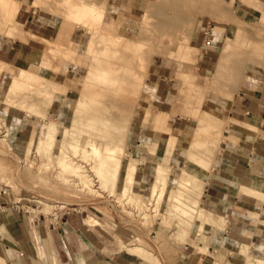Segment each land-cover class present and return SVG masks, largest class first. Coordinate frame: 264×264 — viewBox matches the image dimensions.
<instances>
[{
    "label": "rangeland",
    "instance_id": "rangeland-1",
    "mask_svg": "<svg viewBox=\"0 0 264 264\" xmlns=\"http://www.w3.org/2000/svg\"><path fill=\"white\" fill-rule=\"evenodd\" d=\"M6 1L9 4L0 1V241L7 236L14 245L13 224L15 232L35 236L22 248L32 256L31 264H55L46 231L60 229L67 216L76 214L104 246L137 264L153 263L134 254L132 247L143 248L160 264H258L253 257L264 259L263 252L246 246L240 250L219 237L221 219L206 208L202 196L201 205L221 224H204L201 230L195 221L185 232L169 212L170 203L164 197L157 203L160 184L154 193L147 191L156 167L165 172L168 187H175L182 169L199 173L186 159L187 153L203 154L211 164L234 139L228 118L232 95L249 73L264 72V0ZM82 3L100 10L101 19L92 24L88 21L93 20L79 19L71 6ZM215 26L225 30L215 34L216 45L209 48ZM202 27L203 34L198 33ZM19 40L35 50L15 57L20 44L25 45ZM50 48L56 52L51 54ZM95 58L111 69L118 67L116 77L112 75L118 80L114 86L98 84L87 71ZM22 69L32 77L20 75L8 85ZM124 78L121 88L118 82ZM52 87L66 91L53 92ZM40 89L51 94L46 116L58 129L51 153L34 144L43 136L42 121L30 110ZM86 90L93 96L86 108L92 113L100 110L101 117L111 121L71 120L78 95ZM102 108L108 112L102 113ZM175 121L186 126L179 141L170 133ZM79 131L87 139L100 133L101 149L107 145L118 150L115 154L123 157L121 175L128 159L136 160L133 191L142 202L130 199V185L121 179L112 188L98 184L88 162L91 152L84 158L79 149L65 143ZM57 156L80 164L93 180V191L74 185L70 180L76 177L60 170ZM170 194L167 190L165 198ZM10 258L9 263L0 256V264H30Z\"/></svg>",
    "mask_w": 264,
    "mask_h": 264
},
{
    "label": "crops",
    "instance_id": "crops-1",
    "mask_svg": "<svg viewBox=\"0 0 264 264\" xmlns=\"http://www.w3.org/2000/svg\"><path fill=\"white\" fill-rule=\"evenodd\" d=\"M238 7L243 12L247 11L243 4ZM203 29L206 28H200L198 33L203 34ZM224 30L225 27H213L208 37L209 48L216 45L215 34ZM20 42L25 45L20 44L21 49L13 53L15 57H23L35 50L28 42ZM232 97L228 118L233 123L235 133L231 137L235 140H229L221 156L214 157L209 170L195 165L199 172L195 175L205 182L202 200L206 208L220 217L223 224L219 237L238 245L240 250L246 246L249 250L252 248L255 252L264 253V72L245 76ZM185 127L184 122L175 121L170 133L179 141L186 134ZM243 188L255 189L262 195L246 194ZM14 227L12 224L10 228L14 231V245L7 242V236H2L0 250L6 253L0 256L9 263L10 256H13L31 264L32 256L22 248L35 236L30 232L25 234L23 230L15 232ZM46 234L47 237H40L44 242L47 238L55 264H137L133 258L104 246L103 240L86 227L80 215L70 214L60 229L50 228Z\"/></svg>",
    "mask_w": 264,
    "mask_h": 264
},
{
    "label": "bare ground",
    "instance_id": "bare-ground-1",
    "mask_svg": "<svg viewBox=\"0 0 264 264\" xmlns=\"http://www.w3.org/2000/svg\"><path fill=\"white\" fill-rule=\"evenodd\" d=\"M2 2H3V4L7 3L6 0H4V1L2 0ZM7 4H9V3H7ZM71 8H72L73 13L79 19L93 20L91 23H90V21H88L89 22L88 24H92L93 22H95L94 21L95 19L103 16V14L101 13L100 10L88 6V5H86V3L76 4V5L71 6ZM13 9L14 8L12 7V10ZM12 14H15V13L12 12ZM9 20H12L11 17ZM86 23H87V21H86ZM94 25H96V24H94ZM104 25L106 26L107 24L104 22ZM93 29H94V26H93ZM99 31L100 30L98 29L97 32H99ZM102 35H104L103 31H102ZM116 38H118V36ZM108 40L115 44V41H112V39L111 40L107 39V41ZM116 40H119V39H116ZM100 43H102V42L100 41ZM113 43H110V44H113ZM104 47H105V43H104ZM108 47H105V48L107 49ZM125 48H128V47L126 46ZM55 50L53 48H50V53L54 54L56 52ZM94 53H97V52H94ZM104 54H106V53H104ZM95 55L96 54L93 55V53H92L93 57ZM97 57H99V56H97ZM91 59H92V57H91ZM93 62H94V64L90 65L89 68L87 69V71L93 74V76L97 79V83L99 82L98 84H100V83L104 82L105 84L109 83L107 85L109 87L114 86V84H116V82L118 81L115 79L116 75H114L117 73L118 67L115 69H111V66L110 67L105 66L104 61L100 60L98 58H95ZM113 67H114V65H113ZM120 69L121 68H119V71H120ZM0 71H3V70L0 69ZM130 71H131V69H130ZM27 72H29V71H27ZM29 73H31V72H29ZM29 73H26V71L23 69L20 70L16 76H12L11 81L8 85L14 84L15 79L20 75L23 77H26V79L31 78L32 77L31 74H33V73H31L30 75H29ZM128 73H129L128 75H130L131 72H128ZM112 75H114L115 77L112 78ZM125 80H126V78L122 79L120 81V83L118 82V84L121 86V88L123 87V82ZM83 84H84V82H83ZM101 86L106 87V85H103V84ZM86 87H88V85ZM7 88H8V86H7ZM50 90H52L53 92H57V93H61V92L64 93L66 91V90L57 89L56 87H52V89H50ZM87 90H86V92H87ZM36 93H37V98L33 97L36 99V105H35L36 107L34 106L35 100L33 99L34 100L33 101L34 107L30 108V110L33 112V114H35L37 117H39V119L42 121L40 129L43 131V136L40 137L39 139H37L34 144L35 145H41V146H39V148H43L48 153L49 152L51 153V151H49V150L54 148L55 143H56L57 138H58L57 125L55 126L54 123L52 124L51 119L49 121V118L46 116L47 115L46 109L51 102V94L47 92L48 95H44V94H42L41 89L38 90ZM89 93L90 92H87V93L83 92L81 95V92H80V94L78 95V98H77L78 102L76 103V105L74 107L73 117L71 120H74V121L77 120L79 122L83 121V120H94V119H99V120H102L103 122L111 121L107 117H105V118H103V116L101 117L100 110L92 113L90 110L91 108H86V104H85L86 101H88L87 103H89L90 101H92V98H93V96H91V94H89ZM96 95L99 97V93ZM5 100L7 101V99H5ZM9 100H11V99H9ZM98 101H101V100H98ZM101 103H102V101H101ZM39 104H41V106H42V109H43L42 112L37 108V106ZM76 110H78V111L80 110V111L78 112ZM107 110H108V108H102L101 112L107 113L108 112ZM79 132L80 133L77 134L75 137H72L70 139H66L67 141L65 143L69 144L73 148L74 151H77L79 149L82 152V157H84V158H86V155L89 151L91 152V154H90L91 157L88 160V162H89L90 169H92L96 175V178L98 180L97 181L98 184L101 187L112 188L116 184V182H119L121 179V182H123V183L125 182V183H128L130 185L129 186V189L131 191L130 192V199H134L137 202H142L143 199L139 200L140 194L138 192L133 191V184H134L133 174H134V171H136L135 170L136 169V165H135L136 160L128 159V161H127V163L123 169V174L121 175L123 157L115 154V152L118 150L115 148H112V147H108L107 145L103 146V148L101 149L99 147V143H98V141L100 140V133L95 134L94 136L91 135V138L87 139L86 138L87 135H85V134L83 135V133L81 134V131H79ZM60 135L62 136V133ZM93 138H96V140ZM60 139H59V141H60ZM83 139H85V141H82ZM96 141H97V143H96ZM29 142L30 141H28V143ZM63 143H64V141H63ZM60 151H61V149H58L57 152H60ZM206 158H207V156L205 157V155H203V154L197 155V154L190 153V152L187 153V155H186V159L189 162L193 163L194 165H196L202 169H208L209 170V165H210L209 160L211 158H209V160H206ZM56 164L59 166V168L62 172L68 173L71 177H76L75 179L70 180L74 185H76V183H78V184H81L82 189L87 187V189H89V191H93V188L91 186V183L93 182V180H92V178H90V175L83 173L84 169L81 170L83 167L80 164L74 163L72 159L66 160L62 156L56 157ZM64 180L66 182H70L66 177ZM71 182L69 184H71ZM73 184H71V185H73ZM158 184H160V185H159L158 191H157L156 187L158 186ZM167 184L168 183L165 179V172L163 170L159 169L158 167H156L154 170L153 180H152L151 184L149 185L147 191H150V193L152 194L156 190L155 199L157 200V203H160V201L162 200L163 197H164L165 202L170 203L169 212L170 213L173 212L175 214V217H177V219H178L177 225L179 227H181L183 231L186 232L187 228L189 230L190 228L188 226H190V225H191L190 227H193L192 224L195 221H198L200 223V229L201 230H202L204 224L215 225V226L219 225L220 222L217 221V219L214 217L213 213H211L210 211H208L207 209H205L201 205L202 188L205 184L204 180L201 177H199L195 174H192L187 169H182L176 177L175 187L174 186L168 187ZM124 189L126 190V188H124ZM245 189H248V188H245ZM245 189L243 188L242 191L244 193L248 194L247 191H245ZM167 190H169L171 192V194L168 196V198H165V192ZM251 190L254 193H256L255 191H257L255 189H251ZM63 207H64V205H61L59 208H63ZM130 250H132V252L134 254L148 257L149 260L153 264H160L158 262V260H156V258L151 253L147 252L143 248L132 247V248H130ZM248 253H249V251H248ZM249 255H251V254L249 253ZM253 260L255 262H257L258 264H264V259H261L258 257H253Z\"/></svg>",
    "mask_w": 264,
    "mask_h": 264
}]
</instances>
